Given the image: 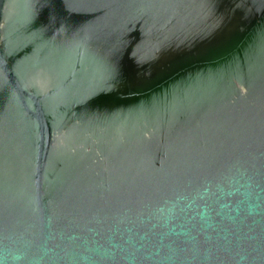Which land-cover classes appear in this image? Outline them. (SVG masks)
I'll return each mask as SVG.
<instances>
[{
    "label": "water",
    "instance_id": "1",
    "mask_svg": "<svg viewBox=\"0 0 264 264\" xmlns=\"http://www.w3.org/2000/svg\"><path fill=\"white\" fill-rule=\"evenodd\" d=\"M0 264H264V0H0Z\"/></svg>",
    "mask_w": 264,
    "mask_h": 264
}]
</instances>
